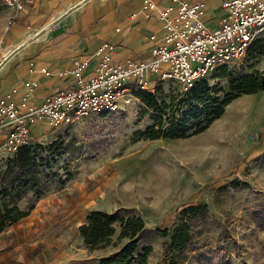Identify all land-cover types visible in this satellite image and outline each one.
Listing matches in <instances>:
<instances>
[{
	"label": "rangeland",
	"instance_id": "374dc122",
	"mask_svg": "<svg viewBox=\"0 0 264 264\" xmlns=\"http://www.w3.org/2000/svg\"><path fill=\"white\" fill-rule=\"evenodd\" d=\"M7 10L0 0V35ZM256 70L264 74V40L230 62L227 77L214 71L205 80L228 92L232 77ZM145 92L157 103L186 95L175 81ZM139 93L114 113L36 127L25 146L45 191L24 194L18 206L33 209L0 240L34 264H100L129 240L116 232L109 245L87 248L78 226L98 209L142 217L136 254L150 247L146 264H264V90L240 94L207 129L180 139L140 137L154 110ZM15 155L0 153V169Z\"/></svg>",
	"mask_w": 264,
	"mask_h": 264
},
{
	"label": "built area",
	"instance_id": "2783aa9c",
	"mask_svg": "<svg viewBox=\"0 0 264 264\" xmlns=\"http://www.w3.org/2000/svg\"><path fill=\"white\" fill-rule=\"evenodd\" d=\"M2 3L14 10L23 7V0ZM142 5L156 10L162 22L163 35L151 47L150 56L118 61L112 57L113 46L105 43L90 74H84L87 62L77 63L71 86L22 109L36 85L35 80L25 81L26 93L19 104L9 95L0 99V153H13L28 144L40 124L57 127L91 114L117 112L125 95L152 91L155 83L175 81L187 91L264 40V0H224V16L213 28L205 22L203 0H169L163 5L143 0Z\"/></svg>",
	"mask_w": 264,
	"mask_h": 264
},
{
	"label": "crops",
	"instance_id": "0c3cea01",
	"mask_svg": "<svg viewBox=\"0 0 264 264\" xmlns=\"http://www.w3.org/2000/svg\"><path fill=\"white\" fill-rule=\"evenodd\" d=\"M142 1L23 0L22 9L8 8V24L0 35L6 52L0 62V99L9 95L19 104L26 93L24 82L35 80L31 98L22 109L39 105L47 95L73 84L77 63L87 62L84 74H90L99 60L97 51L105 43L113 46L115 60L147 59L163 29L157 11L143 7ZM151 1L163 5L169 0ZM203 1L205 22L216 27L225 13L224 0ZM34 263L0 240V264Z\"/></svg>",
	"mask_w": 264,
	"mask_h": 264
},
{
	"label": "trees",
	"instance_id": "16d2710c",
	"mask_svg": "<svg viewBox=\"0 0 264 264\" xmlns=\"http://www.w3.org/2000/svg\"><path fill=\"white\" fill-rule=\"evenodd\" d=\"M255 44L253 48H255ZM250 50V51H251ZM227 65L219 67L218 77H227ZM229 91L216 89L204 79L197 81L186 91L184 98L176 103H157L153 94L140 90V96L152 107L153 125L140 132L144 139L169 138L180 139L198 134L209 127L224 113V107L240 94H252L264 90V74L258 70L229 80ZM218 94H223L220 98ZM186 108V109H183ZM166 115V119H164ZM27 145V144H26ZM14 158L8 160L6 167L0 169V231L6 226L27 216L33 209L31 204L25 209L18 202L28 191L33 190L36 198L45 189L34 172L35 156L25 145L14 152ZM30 173V174H29ZM145 224L136 214H110L103 210H92L85 221L78 226V232L84 245L89 249L103 248L110 244L112 236L118 232V239H128L117 252L101 259L100 264H146L150 247H144L137 253L136 235ZM167 237L168 231H162Z\"/></svg>",
	"mask_w": 264,
	"mask_h": 264
},
{
	"label": "bare ground",
	"instance_id": "6f19581e",
	"mask_svg": "<svg viewBox=\"0 0 264 264\" xmlns=\"http://www.w3.org/2000/svg\"><path fill=\"white\" fill-rule=\"evenodd\" d=\"M6 52L0 47V62L5 58Z\"/></svg>",
	"mask_w": 264,
	"mask_h": 264
}]
</instances>
